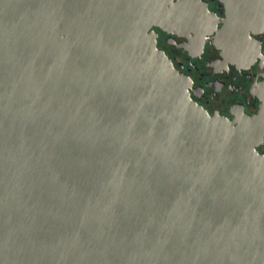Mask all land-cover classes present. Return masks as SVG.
<instances>
[{
    "label": "water",
    "instance_id": "1",
    "mask_svg": "<svg viewBox=\"0 0 264 264\" xmlns=\"http://www.w3.org/2000/svg\"><path fill=\"white\" fill-rule=\"evenodd\" d=\"M182 8L0 0V264H264V89L234 123L191 100L151 31Z\"/></svg>",
    "mask_w": 264,
    "mask_h": 264
},
{
    "label": "flooded vegetation",
    "instance_id": "2",
    "mask_svg": "<svg viewBox=\"0 0 264 264\" xmlns=\"http://www.w3.org/2000/svg\"><path fill=\"white\" fill-rule=\"evenodd\" d=\"M187 14L166 30L152 27L156 47L189 82L188 93L210 117L230 122L259 113L264 89V8L252 22L225 0H172ZM241 11L235 10L236 14ZM264 154V143L258 148Z\"/></svg>",
    "mask_w": 264,
    "mask_h": 264
}]
</instances>
